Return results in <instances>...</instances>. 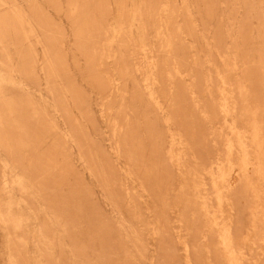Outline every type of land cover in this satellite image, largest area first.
I'll return each instance as SVG.
<instances>
[{"label":"rangeland","instance_id":"1","mask_svg":"<svg viewBox=\"0 0 264 264\" xmlns=\"http://www.w3.org/2000/svg\"><path fill=\"white\" fill-rule=\"evenodd\" d=\"M0 264H264V0H0Z\"/></svg>","mask_w":264,"mask_h":264},{"label":"bare ground","instance_id":"2","mask_svg":"<svg viewBox=\"0 0 264 264\" xmlns=\"http://www.w3.org/2000/svg\"><path fill=\"white\" fill-rule=\"evenodd\" d=\"M7 61H9V60H7ZM9 65H10V64H9ZM4 67H5V66H4ZM8 77H9V76H8ZM11 78H12V77H11ZM11 78H10V79H11ZM14 78H15V77H14ZM14 78H13V79H14ZM26 84H27V83H26ZM19 94H20V93H19ZM9 96H10V94H9ZM12 96H13V95H12ZM256 129H257V128H256ZM256 133H258V132H256ZM28 188H29V187H28ZM30 189H31V188H30ZM31 190H32V189H31ZM17 201H18V200H17ZM5 222H6V221H5ZM32 236H33V235H32Z\"/></svg>","mask_w":264,"mask_h":264}]
</instances>
